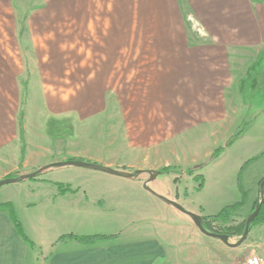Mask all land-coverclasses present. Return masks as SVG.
<instances>
[{"label": "rangeland", "instance_id": "374dc122", "mask_svg": "<svg viewBox=\"0 0 264 264\" xmlns=\"http://www.w3.org/2000/svg\"><path fill=\"white\" fill-rule=\"evenodd\" d=\"M179 1L0 0V124L20 120L23 129L26 108L34 120L43 102L54 114L45 119L49 132L80 148L104 147L105 162L128 166L147 158L155 172L169 167V175L159 174L157 181L170 193L165 198L182 207L180 194L199 192L204 176L210 183L220 179L229 193L238 191L241 177L244 204L227 221L212 223L240 230L229 238L235 245L261 200L254 204L253 191L259 176L264 178V53L248 58L246 74L221 91L223 84L204 76L216 56L208 53L202 27ZM220 92L227 93L231 110ZM227 108L229 115L215 124ZM256 155L241 176L238 162ZM211 158L212 169L209 163L190 174ZM139 178L146 182L150 175ZM81 185L101 195L120 191L118 184L104 188L101 181ZM57 188L61 194L70 190ZM241 200L240 194L229 204ZM222 252L231 262L242 259L237 264L260 256L264 223L254 222L241 246Z\"/></svg>", "mask_w": 264, "mask_h": 264}, {"label": "crops", "instance_id": "0c3cea01", "mask_svg": "<svg viewBox=\"0 0 264 264\" xmlns=\"http://www.w3.org/2000/svg\"><path fill=\"white\" fill-rule=\"evenodd\" d=\"M179 5L195 16L205 33L203 44L209 46L208 53L216 56L217 61L214 57L204 76L213 78L217 85L223 84L221 91L224 92L225 86H232L235 77H239L236 75L246 74L248 58L264 53V0H180ZM192 69L189 67V70ZM189 77L197 79L192 72ZM226 95L220 92L221 101L228 103ZM229 106L231 110L228 103ZM229 109L226 113L222 112L223 118L219 116L221 120L215 121V124L225 120ZM30 110L26 108L23 129L20 120L15 125L0 124V181L66 161L96 163L123 172H155L148 168L147 158L131 161L128 166L118 165L115 161L105 162L104 147L80 148L71 142V138L49 132L45 119L54 114L46 112L43 102L34 120ZM209 123L206 125H211ZM220 125L223 126V123ZM257 156L238 162L241 176ZM214 163L207 168L212 169ZM94 172L78 167L50 168L34 179L1 187L0 206H8L0 208V264L241 262L242 259L231 262L223 255L225 246L236 247L202 233L189 216L147 191L144 188L146 182L139 177L129 180ZM115 177L121 180L117 181ZM260 177L253 191L254 204L260 197ZM158 178L152 182L153 191L162 197L170 196L157 181ZM204 178V186L199 192L195 187V191H185L184 196L179 192L178 201L188 212L199 217L217 215L225 207L233 205L229 204L232 199L242 192L246 194V188L241 186V177L238 191L232 189V193L220 179L210 183ZM88 180L104 182V188L118 184L120 191L114 190L110 195L87 191L81 183ZM57 184L70 190L61 194ZM68 235L110 238L98 239L91 244L74 238L61 240ZM252 252L255 250L252 249ZM259 254L264 257V253Z\"/></svg>", "mask_w": 264, "mask_h": 264}, {"label": "water", "instance_id": "95a60500", "mask_svg": "<svg viewBox=\"0 0 264 264\" xmlns=\"http://www.w3.org/2000/svg\"><path fill=\"white\" fill-rule=\"evenodd\" d=\"M62 167L84 168V169L98 171V172L106 173V174H109V175H113V176L129 179V180L138 178L140 175L147 173V174L150 175V178L144 184V188L147 191H149L150 193H152L153 195L158 197L160 200L164 201L169 206L175 208L176 210H178L182 214H185V215L189 216L192 219V221L194 222V224L200 229V231L202 233H204V234H206L208 236L220 239L223 243H225L226 245H228L230 247H239L246 241V239H247V237L249 235V232H250V227L254 223V221L257 218V216L259 215V213L261 211V208H262V205L264 204V180H263L262 183H261V186H260V198H261V200H260L259 204L257 205L254 213L247 219L245 230H244V233H243L241 239L235 245H231L229 243V238L227 236L208 233L202 227L201 219H200V217L198 215L188 212L180 204L176 203L175 201L169 200V199H167L165 197H162V196L158 195L156 192H154L152 189H150L148 187V184H150L151 182L155 181L158 178L159 172H154V171H148V172L136 171L134 173H126V172H123V171H120V170H115V169H112V168H109V167H105L103 165H99V164H96V163H89V162H84V161H66V162L56 163V164L44 167V168L39 169L38 171H36L34 173H31V174H28V175H22V176L17 177V178L4 179V180L0 181V188L3 187V186L9 185V184H16V183H20V182L25 181V180L34 179V178L39 176L42 172H44L47 169H50V168H62Z\"/></svg>", "mask_w": 264, "mask_h": 264}, {"label": "trees", "instance_id": "16d2710c", "mask_svg": "<svg viewBox=\"0 0 264 264\" xmlns=\"http://www.w3.org/2000/svg\"><path fill=\"white\" fill-rule=\"evenodd\" d=\"M263 1V0H261ZM260 79H261V83H264V66L262 67L261 71H260ZM223 148H220L218 151H216V155H214V159L218 158L220 156V154L223 152ZM212 161V158L209 159L208 161L201 163L200 165L195 166L194 168L191 169L190 174L192 175L193 172L198 171V170H202L204 169L210 162ZM170 168H164L162 169L159 174H169L170 173ZM264 180V178L260 181V186L262 181ZM61 190H63L61 188ZM242 200L234 205L228 206L226 208H224L220 213H218L217 215L214 216H210V217H201V223H202V227L211 234H219V235H224L227 236L228 238L233 237L234 235H239L240 230L230 227V228H222L221 227H214V225H212L213 222H225L229 219V215H230V211L236 210L239 206L244 204V198H245V194L242 192ZM8 205H1L0 208L5 207ZM263 222L264 223V204L262 205L261 211L259 213V215L257 216V218L255 219L254 222ZM18 230L21 233V229H20V225L17 224ZM241 234H243V232H241ZM69 238H74L76 240H79L81 243H87V244H91L94 241L98 240V239H109L110 237H82V238H77V237H73L72 235H68V236H64L62 237L61 240L63 239H69Z\"/></svg>", "mask_w": 264, "mask_h": 264}, {"label": "built area", "instance_id": "2783aa9c", "mask_svg": "<svg viewBox=\"0 0 264 264\" xmlns=\"http://www.w3.org/2000/svg\"><path fill=\"white\" fill-rule=\"evenodd\" d=\"M242 264H264V260L260 256H250Z\"/></svg>", "mask_w": 264, "mask_h": 264}]
</instances>
